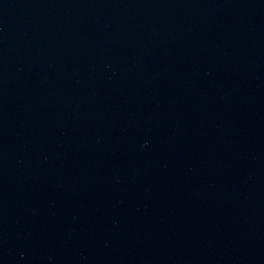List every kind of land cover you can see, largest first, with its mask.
<instances>
[{"label":"water","instance_id":"95a60500","mask_svg":"<svg viewBox=\"0 0 264 264\" xmlns=\"http://www.w3.org/2000/svg\"><path fill=\"white\" fill-rule=\"evenodd\" d=\"M264 201V0H0V248Z\"/></svg>","mask_w":264,"mask_h":264}]
</instances>
